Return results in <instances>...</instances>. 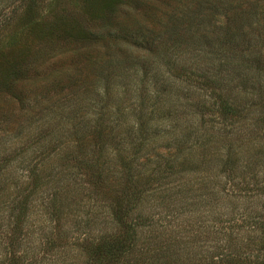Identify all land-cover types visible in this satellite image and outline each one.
I'll list each match as a JSON object with an SVG mask.
<instances>
[{
    "label": "rangeland",
    "instance_id": "374dc122",
    "mask_svg": "<svg viewBox=\"0 0 264 264\" xmlns=\"http://www.w3.org/2000/svg\"><path fill=\"white\" fill-rule=\"evenodd\" d=\"M124 219L120 264H264V0H0V264Z\"/></svg>",
    "mask_w": 264,
    "mask_h": 264
},
{
    "label": "trees",
    "instance_id": "16d2710c",
    "mask_svg": "<svg viewBox=\"0 0 264 264\" xmlns=\"http://www.w3.org/2000/svg\"><path fill=\"white\" fill-rule=\"evenodd\" d=\"M123 197L127 194L121 192ZM136 198V197H134ZM143 223H131L126 221L125 219L120 222L119 233L116 237L112 239H108L105 241L102 246V250L104 249V253L100 255L102 261L114 260L113 264H120L121 260H129V257L136 254V245H137V232L141 231ZM140 226V227H139ZM12 257V255H9ZM12 259V258H10Z\"/></svg>",
    "mask_w": 264,
    "mask_h": 264
}]
</instances>
